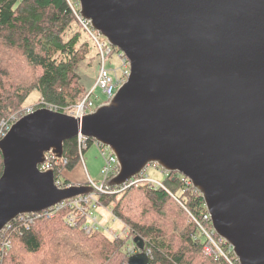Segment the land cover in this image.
I'll return each mask as SVG.
<instances>
[{
	"label": "water",
	"instance_id": "1",
	"mask_svg": "<svg viewBox=\"0 0 264 264\" xmlns=\"http://www.w3.org/2000/svg\"><path fill=\"white\" fill-rule=\"evenodd\" d=\"M79 1L130 75L83 117L40 107L1 137L0 235L21 215L96 191L60 188L54 169H39L82 135L116 155L111 186L150 165L188 177L242 264H264V0ZM133 240L128 264H149L145 240Z\"/></svg>",
	"mask_w": 264,
	"mask_h": 264
},
{
	"label": "trees",
	"instance_id": "2",
	"mask_svg": "<svg viewBox=\"0 0 264 264\" xmlns=\"http://www.w3.org/2000/svg\"><path fill=\"white\" fill-rule=\"evenodd\" d=\"M81 27L87 33L82 22ZM81 27L68 0H0V139L4 123H12L13 115L19 117L32 91H38L41 107L68 112L77 103L83 91L78 69L89 45ZM10 51H19L24 66L21 61L19 67L5 64ZM31 70L32 80L24 74ZM92 142L88 139V147ZM81 156L78 137L66 140L55 172L73 169ZM2 172L0 151V176ZM114 175L104 182L108 191L97 192V198L130 227V236L112 238L102 229L88 232L87 217L71 225L67 207L53 218L36 217L29 224L13 220L0 235V264H128L134 254L130 249L137 248L136 236L146 242L149 264H229L225 256L205 253L208 238L199 224L208 229L212 224L205 219L208 210L201 193L183 175L168 172L160 184L142 180L126 187L111 186ZM141 176L145 178L146 172L135 178Z\"/></svg>",
	"mask_w": 264,
	"mask_h": 264
},
{
	"label": "built area",
	"instance_id": "3",
	"mask_svg": "<svg viewBox=\"0 0 264 264\" xmlns=\"http://www.w3.org/2000/svg\"><path fill=\"white\" fill-rule=\"evenodd\" d=\"M68 2L71 8L76 13V15L78 16L79 20L82 22L88 35L92 38V41L95 43L98 53H99V59H100L99 76L96 80L94 87L84 92L81 98L78 99V102L72 105L70 108H68L69 111L67 113L73 114L77 117H83L84 115L96 110V108L100 105V104L98 105V101L100 97L96 95V90L98 88L101 89L106 97V100H104V102H108L116 94L118 88L127 81L130 75L131 65H130V60L128 59V57L124 53H122V51L118 50L117 52L120 55L122 64L119 67V71L114 70L115 75H113L111 70L107 68L106 62H107V59L114 54L113 50L114 49L117 50V48L112 46L105 36H103L100 32L95 30L91 26L90 22L85 20L81 16L80 11H77V8L80 9L79 0H68ZM9 128H10V125L6 127V129L2 132V136L7 132ZM78 139L80 141L81 154H82L83 151L88 148V144H87L88 138H85L84 136L80 135ZM97 144L102 150V154L104 156L105 162L102 167V173L104 174L103 183L100 186L95 184V182L93 181L89 183L95 187L96 189L95 192L87 194V195H80L78 197L65 200L41 212L27 213V214L19 216L18 218H20L21 221L29 224V222H33L36 217L44 216L46 218H53L57 212L68 207L71 209V211L67 216V220L71 225H77L81 217H87L88 224L85 226V228L88 232H91L97 229H102L112 238L130 236L131 234L130 227L127 224H125L122 220H120L117 216L116 218L119 219L123 223L122 229L118 231L116 229H112L110 227L101 225L97 219V216L94 214L95 210L99 206L105 207L100 204L97 198V192H107L108 187L104 183L105 180L110 178L113 174L116 175L119 171L118 159L116 155L114 154V152L112 151V149L100 143H97ZM58 159H61V158H58L53 153H47V158L45 162L39 166V169L41 171L54 169V164L55 162H57ZM165 172L168 173L167 171ZM61 175H62V172L60 174L55 172L56 185L60 188L70 186L71 184H68V185L64 184L63 182L64 179H62ZM182 177L184 180H186L188 184H192L191 180L188 177H185V176H182ZM142 180H149V178L147 176H145V178H143L142 176L139 178L134 177L133 179L128 181L125 185H123V187L137 184ZM157 184H160V182H158ZM105 208L108 209L107 207ZM205 219L211 221V215L209 212L208 214H205ZM211 224H212V221H211ZM199 226L201 230L203 231V233L208 238L207 240L208 242L207 244H205V247H204L205 253L207 255H210V256L215 255V257L225 256L229 264H242L240 259L235 254L232 245L226 239H224L223 237L217 234L213 225L211 226L210 229L206 228V226H204L203 224H199ZM216 235H218V237H216ZM6 244L8 245L9 242H6ZM225 246H228V250H226ZM131 250H132V253H136L138 251L135 247H133ZM232 253L236 255L235 258L230 257Z\"/></svg>",
	"mask_w": 264,
	"mask_h": 264
},
{
	"label": "rangeland",
	"instance_id": "4",
	"mask_svg": "<svg viewBox=\"0 0 264 264\" xmlns=\"http://www.w3.org/2000/svg\"><path fill=\"white\" fill-rule=\"evenodd\" d=\"M79 25L81 27L80 20H79ZM83 39L84 41L89 42V45L85 46L88 52H86V58L82 61L80 68L78 69V73L81 76V79H80L81 84L83 87V91L80 93L79 99L81 98L84 92L94 87L96 80L99 76V66H100V59L99 57L97 59L96 51H95L96 48L94 49V45L91 41L92 38L90 39L89 35L84 30H83ZM117 51L118 50L114 49L113 50L114 54L111 57H109L106 62L107 68L111 70L113 75H115L114 70L119 71V67L122 64V60ZM2 53H0V55ZM8 61L10 63H13L17 67L20 66V63L18 62L21 61L22 65L24 66V63L22 61V58L20 57L19 51L18 52L10 51L9 56L5 61V64H7ZM90 63L93 65L90 66ZM24 74H27L26 77L28 76L29 78H31L30 80H32L34 76V72L32 70L29 72H24ZM31 94L32 95L24 103L21 109L22 112L20 113L19 117L18 115H13L11 117V121L13 120V122L9 123V121H7L6 123H4L3 128H6L8 124L12 125L21 116L29 113L31 110H35L41 107L40 105L41 99H40V95L38 91H32ZM96 95L100 97L98 102H102V101L104 102V100H106V97L103 91L99 88L96 90ZM104 162L105 160H104V156L102 154L101 148L96 142H92L90 147H88L82 153L80 162L73 169L64 168L62 170L61 177L64 180L68 179L70 182L76 183V184H88L93 181L95 182V184L100 186L104 181V174L102 173V167L104 165ZM145 172L149 180H152L157 183L163 182V180L167 176V173L165 171H163L162 169L158 168L155 165L148 166ZM109 210L101 206H99L95 210L94 214L97 216L99 223L103 226L116 229L117 231L122 229L123 223L119 219L116 218V216L113 214L111 210H110L111 212ZM131 249L130 251L132 252Z\"/></svg>",
	"mask_w": 264,
	"mask_h": 264
},
{
	"label": "bare ground",
	"instance_id": "5",
	"mask_svg": "<svg viewBox=\"0 0 264 264\" xmlns=\"http://www.w3.org/2000/svg\"><path fill=\"white\" fill-rule=\"evenodd\" d=\"M132 253V252H131ZM133 255V254H132ZM131 256V255H130Z\"/></svg>",
	"mask_w": 264,
	"mask_h": 264
}]
</instances>
